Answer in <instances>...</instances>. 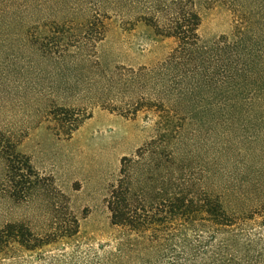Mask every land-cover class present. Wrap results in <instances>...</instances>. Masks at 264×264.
I'll list each match as a JSON object with an SVG mask.
<instances>
[{
    "label": "trees",
    "instance_id": "obj_1",
    "mask_svg": "<svg viewBox=\"0 0 264 264\" xmlns=\"http://www.w3.org/2000/svg\"><path fill=\"white\" fill-rule=\"evenodd\" d=\"M201 0H0V111L15 97L68 137L93 105L154 114L152 135L120 160L105 197L114 238L92 264H261L264 239V0L218 1L230 34L204 41ZM174 45L153 63L109 65L99 44L111 14ZM121 14V15H122ZM23 99V100H21ZM26 102V103H25ZM35 106V105H34ZM0 126V197L46 194L47 228L0 224V255L78 234L51 180ZM262 160V161H260ZM85 256H71V259Z\"/></svg>",
    "mask_w": 264,
    "mask_h": 264
},
{
    "label": "rangeland",
    "instance_id": "obj_2",
    "mask_svg": "<svg viewBox=\"0 0 264 264\" xmlns=\"http://www.w3.org/2000/svg\"><path fill=\"white\" fill-rule=\"evenodd\" d=\"M197 7L201 16L198 31L204 41L231 33L233 14L226 4L215 1L207 5L201 0ZM121 14L105 19V37L99 44L102 60L109 65L150 64L162 59L174 45L172 38L157 37L143 21ZM34 105L30 108L20 104L15 97L6 111H0V126L16 133L17 149L29 156L39 174L51 180L53 188L62 192L63 197L59 193L54 197L62 201V212L77 218L79 232L70 242L60 241L36 251L12 243L8 254L0 255V264H86L83 262L89 252L101 253L112 245L115 231L109 223L105 197L109 185L118 178L121 158L132 154L152 135L154 114L125 116L93 105L66 137L58 134L53 120L33 116L29 111L38 103ZM5 198L0 197V224L20 219L29 221L34 231L41 233L54 215L47 209L46 194L35 195L27 202ZM260 232L264 239V226ZM79 255L86 258L71 259Z\"/></svg>",
    "mask_w": 264,
    "mask_h": 264
}]
</instances>
